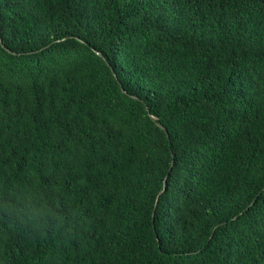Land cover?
<instances>
[{
  "label": "trees",
  "instance_id": "16d2710c",
  "mask_svg": "<svg viewBox=\"0 0 264 264\" xmlns=\"http://www.w3.org/2000/svg\"><path fill=\"white\" fill-rule=\"evenodd\" d=\"M0 39V264H264V0H0Z\"/></svg>",
  "mask_w": 264,
  "mask_h": 264
},
{
  "label": "water",
  "instance_id": "95a60500",
  "mask_svg": "<svg viewBox=\"0 0 264 264\" xmlns=\"http://www.w3.org/2000/svg\"><path fill=\"white\" fill-rule=\"evenodd\" d=\"M0 42H1V39H0ZM132 98H135L136 100H140L138 97H136V96H131ZM151 117V119L155 122V124L161 129V130H163L164 131V133L166 134V136L168 137V132H167V130L165 129V127L164 126H162L160 123H158L157 121H156V118L154 117V116H150ZM171 169V168H170ZM164 184H165V182H164ZM162 193V190L160 191V193L159 194H161ZM154 217V216H153Z\"/></svg>",
  "mask_w": 264,
  "mask_h": 264
}]
</instances>
